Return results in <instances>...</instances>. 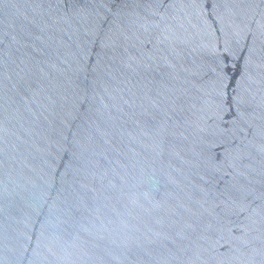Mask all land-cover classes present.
<instances>
[{
  "label": "water",
  "instance_id": "water-1",
  "mask_svg": "<svg viewBox=\"0 0 264 264\" xmlns=\"http://www.w3.org/2000/svg\"><path fill=\"white\" fill-rule=\"evenodd\" d=\"M0 264H264V0H0Z\"/></svg>",
  "mask_w": 264,
  "mask_h": 264
}]
</instances>
